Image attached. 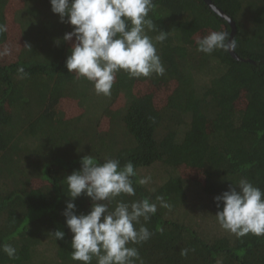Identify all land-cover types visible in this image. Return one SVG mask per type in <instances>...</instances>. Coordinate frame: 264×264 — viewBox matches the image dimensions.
<instances>
[{
  "label": "trees",
  "instance_id": "obj_1",
  "mask_svg": "<svg viewBox=\"0 0 264 264\" xmlns=\"http://www.w3.org/2000/svg\"><path fill=\"white\" fill-rule=\"evenodd\" d=\"M211 1L235 22V52L254 63L228 51H197L200 31H230L203 0H153L149 16L157 27L146 34L166 72L136 79L121 70L106 101L65 67L71 44L62 37L73 26L60 22L50 0H0V24L7 27L0 47L11 39L9 19L17 12L23 17L17 30L27 28L17 58L0 61V245L17 250L16 259L0 251V264H81L71 259L63 211L70 199L65 178L81 168L84 155L134 165L136 195L122 194L110 209L119 200L157 203L146 224L154 234L129 245L144 264H264V236L223 230L214 201L229 185L239 190L241 179L264 191V0ZM159 30L168 32L163 43L155 41ZM171 82L174 92L157 97V86ZM67 98L78 106L69 117L61 104ZM158 164L164 174L156 186L139 184ZM193 172L201 181L190 178ZM157 196L171 209L160 207ZM74 203L77 214L90 211L89 197ZM57 229L63 240L53 237Z\"/></svg>",
  "mask_w": 264,
  "mask_h": 264
},
{
  "label": "clouds",
  "instance_id": "obj_2",
  "mask_svg": "<svg viewBox=\"0 0 264 264\" xmlns=\"http://www.w3.org/2000/svg\"><path fill=\"white\" fill-rule=\"evenodd\" d=\"M51 10L59 15L61 23L72 30L62 37L71 42L65 67L75 73L77 79L91 82L97 95L111 96L116 73L123 70L129 78L162 76L166 72L157 48L146 31L156 30L149 13L153 0H50ZM7 31L0 24V33ZM168 32L159 30L157 43L167 39ZM59 44L60 40L57 39ZM197 51L212 54L217 50L229 51L235 47V39L225 31H211L196 40ZM29 50L30 45H25ZM9 49L0 51L7 55ZM21 78L27 76L23 67L18 68ZM137 173L131 161L121 166L117 158L98 162L92 155L81 157V168L65 178L70 197L63 215L72 233L71 259L81 264H144L137 247L152 235L147 222L157 212V203L149 198L126 202L119 200L114 208L109 205L122 194L135 196L133 177ZM150 177H140L138 183L148 184ZM229 185L228 189L214 197L218 211L215 216L226 232L242 238L248 234L264 236V191L247 179ZM85 195L91 200L86 214H77L75 199ZM160 207L171 209L163 196H157ZM143 220V223L141 222ZM138 226V227H137ZM57 240H63L65 232H52ZM10 259L17 258V250L10 244L0 245ZM188 249H181L186 256Z\"/></svg>",
  "mask_w": 264,
  "mask_h": 264
},
{
  "label": "rangeland",
  "instance_id": "obj_3",
  "mask_svg": "<svg viewBox=\"0 0 264 264\" xmlns=\"http://www.w3.org/2000/svg\"><path fill=\"white\" fill-rule=\"evenodd\" d=\"M17 1H19V0H17ZM9 15L11 18L12 13H10ZM21 20H23V17L20 16L19 12L16 13L15 18L14 17L11 18V21L9 19V23L11 26V29H10L11 39L7 43H5L4 45H2L0 47V51H3V49L8 48L9 53L7 55H0V61L1 62L8 63V62L14 61L17 58V54L19 53V51L22 48L23 43L21 42L20 38L22 37V35L24 36L27 33V28L23 27L22 30L20 29L21 31L17 30V28H16L17 24L16 23H19V25H20ZM206 34H207L206 32L200 31L196 35L195 41L198 38H201ZM34 36L36 37V41H41V42L43 41V37L40 34L36 33V35H34ZM70 44H71V42H70ZM41 86L44 87L43 82L41 83ZM144 86L146 88H149L150 85L144 84ZM150 87H152V86H150ZM174 88H175L174 82L157 86V89H155V90H157L156 96L157 97H161L163 95L170 96L174 92ZM161 92H163V94ZM108 97L102 95V98L106 101H107ZM104 100H102V101H104ZM61 104L63 106L64 116H66V117L71 116L72 113L74 111H77V109H78V106L75 104V100L72 98L65 99ZM117 105H119V104H117ZM112 107H115V106L113 105ZM144 172H146V173L143 174V177H150L151 178L150 182L148 184H145L149 189H153L156 186V184L159 182V178L164 174V172H162V166H160V164H158L155 168H149V169L145 170ZM190 176H191L190 178L192 180H200L201 181V178H202L196 172H193L192 175H190ZM190 183H191L193 190L198 189V185L194 181H190Z\"/></svg>",
  "mask_w": 264,
  "mask_h": 264
},
{
  "label": "water",
  "instance_id": "obj_4",
  "mask_svg": "<svg viewBox=\"0 0 264 264\" xmlns=\"http://www.w3.org/2000/svg\"><path fill=\"white\" fill-rule=\"evenodd\" d=\"M203 1L209 6V8H211L212 11H214L217 15H219L221 18H223L228 23L229 28H230L229 38L234 39V35L236 32V25L233 19L227 13H225L222 9H220L217 5H215L211 0H203ZM228 52L230 56L234 58L235 60L248 61V62L254 63V61L251 60L250 58H243L240 55H238L235 52L234 48L229 50Z\"/></svg>",
  "mask_w": 264,
  "mask_h": 264
}]
</instances>
